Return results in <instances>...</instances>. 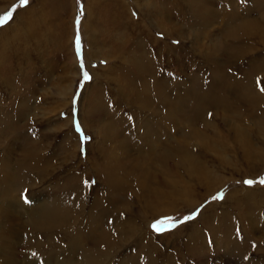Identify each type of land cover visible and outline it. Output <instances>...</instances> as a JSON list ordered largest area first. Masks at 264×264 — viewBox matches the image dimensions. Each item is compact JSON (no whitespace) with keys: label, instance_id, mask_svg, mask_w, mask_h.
Wrapping results in <instances>:
<instances>
[{"label":"rangeland","instance_id":"1","mask_svg":"<svg viewBox=\"0 0 264 264\" xmlns=\"http://www.w3.org/2000/svg\"><path fill=\"white\" fill-rule=\"evenodd\" d=\"M91 2L0 0V264H264V34L243 41L248 54L219 68L217 76L214 65L230 58L211 55L224 52L223 28L233 11L261 18L253 0H209L214 17L205 24L189 0ZM146 12L171 36L156 27L145 32ZM91 34L107 44L90 49ZM139 44L179 106L174 118L180 125L172 119L164 124L174 137L169 152L149 162L153 140L143 132L151 112L132 101L141 83L131 88L121 75L131 66L128 52L136 53ZM238 85H251V108L239 103L244 92L230 96ZM93 93L102 115L96 124L87 120L86 129L80 111ZM190 95L205 108L197 131L178 118L193 121ZM226 95L230 106L211 108L214 98ZM123 141L131 147L122 148ZM10 184L13 192H7ZM64 205L76 223L44 233L47 212ZM42 216L43 225L32 224ZM24 225L29 243L24 231L19 236ZM66 231L79 234L76 248L68 245Z\"/></svg>","mask_w":264,"mask_h":264},{"label":"bare ground","instance_id":"2","mask_svg":"<svg viewBox=\"0 0 264 264\" xmlns=\"http://www.w3.org/2000/svg\"><path fill=\"white\" fill-rule=\"evenodd\" d=\"M91 1H92L91 4H92L93 7L95 5H97V2L95 3L96 0H91ZM189 2L192 3L191 5L193 6L194 10H196V12L198 14L197 15L198 19L203 21L204 24L205 23H209V21L212 19V17H214V12L212 11V9L209 6V0H189ZM253 2H254V5H255V10L257 9L258 12H259L258 13V17L261 16V18L259 17L260 19L258 18L259 20H257V19L256 20H252V19L249 20L250 11L248 10L249 13H247L246 15H239V14H236V12L234 13V11H233L231 14L234 15L233 16L234 18L230 16L231 19H227L228 22H231L230 24L228 22H227L228 23L227 24L226 22L222 21V24L220 26H222L224 23H226V24H224V28H223L225 30L224 33L226 35H222V34H219V35H222V37L225 36L224 37V42H223L224 52L218 51V52H214L211 55L214 56V55L217 54L220 59H221L222 56L224 58L225 57L224 55H226V56H229L230 59H229V61H227L226 64H224V66L220 65L219 63H218L219 65H218L216 63L215 64L216 66L214 65V67L212 68L213 76H217L221 72V69H219V68L223 69L224 67L227 66V64H230L231 61H235L238 58H242L246 54H248L250 46L243 47V44H244L243 41L251 39V37H253L252 34H254V33L256 34V36L257 35L260 36V37L263 36V34H264V0H253ZM213 4H215V3H213ZM211 5H212V3H211ZM159 10H162V9H159ZM146 14H148V12H146ZM149 14L146 16V19L149 20L148 22L150 23V26L145 27L146 29L144 28L143 30L145 32L146 31L150 32V30H152V28L156 27L157 29L160 30V32L162 31V33L164 34L165 37H170L171 35L169 33V30L164 28L163 26H161L159 23H156V22L152 21ZM152 14H151V16H152ZM143 15H144V13H143ZM161 15H163V14H161ZM164 15L168 19H171L169 11L166 10L164 12ZM95 16L96 15L91 16V13H90L89 19L91 21L93 19V21H94L95 18H96ZM159 21H161V20H159ZM33 25H35V24L34 23H32V24L30 23L29 24V26H33ZM240 32L244 36L247 37V38H245V40L240 39V35H239ZM92 36L93 35L91 34L90 37H89V40H88V47L90 49H94V48L100 49L101 46L104 47L105 44H107V42L105 40L100 38V35L98 36V38H92ZM109 37L112 38V36H109ZM114 40L117 41V38L114 37L113 41ZM140 41L142 42V39H140ZM152 42L153 43H157V44L160 43V42H157L155 40L153 41V39H152ZM109 43L111 44V41H109ZM142 49H145L144 46L142 44L141 45L139 44L138 47H137V50L135 49V51H134L136 53H133L132 51L128 52L129 55H131V57H127L126 60H127V64L131 65V66L126 71H124V69H122V74L121 75L124 76L123 78H124L125 83H129V86L131 88H134V89L138 90V86H137L136 83H141V88H142L141 94L142 95L140 93L139 94H135L134 95L135 96L134 100L132 99L133 95L130 96V98L132 99V101L136 102L138 109L140 108L142 110V109L147 108L151 112L149 115L146 114L147 116H150L149 120H151V121L148 120L149 124L147 125L146 128H144V132L145 133L142 131L144 136H145V138L149 137V138H151L153 140V141H150L149 145H148L149 146L150 155H149V159L146 162H149V161H152L150 159V156L152 158H156L157 156H162V155H165V154H167L169 152V150L171 148V145H172V139L174 137H173V135H171V131H169V128L167 126H165L164 124H167L168 123L167 121H170V119H172L173 122L176 123L175 125H180L179 122L176 121L175 118H174L175 110L179 106H178V104L174 103V97L172 96V88H171V86L166 81V79L163 78L164 81H161V80H159V78H157L159 75L156 76V74H157L156 70L152 69L154 67V63L150 61L151 64L149 65V62L144 57L145 55H143L142 52H141ZM111 52H113L112 49L110 50V53H108V54L109 55L112 54ZM144 52H147V51H144ZM3 55H4V50L1 49L0 57L1 56L4 57ZM103 55H107V51H105L103 53ZM207 57L211 58L210 55H208ZM248 57L252 59V56H248ZM226 60H228V59H226ZM132 68H133V71L136 72L135 73L136 74L135 77H132V75H133V73L131 72ZM5 79H6V77H5ZM147 79L148 80H154V82L144 83V82H146ZM251 85H249V86L247 85L246 87H240L241 89L238 88L239 85L236 88H234V86H233V88L230 90V96L233 95V98H235L237 94H241V93L244 92V94H243L244 98L239 102L241 104V107L243 106V107H250L251 108V106H252V98H251V94H250L251 93V91H250L251 90ZM215 86L216 85L213 84V89H215ZM70 90H71V87L69 89V86H67L66 89H63L65 94H68L70 92ZM226 91L227 90L224 89L223 96L225 95ZM129 92L131 93L132 91L129 90ZM117 93H119V92L117 91ZM191 93L194 94V89H192L190 91V94ZM223 96H222V98H219V97L214 98L215 99L214 102L217 105L214 106L215 105L214 104L213 106H211V108H215L216 109L218 107V105H220V104L223 105L222 107L230 106L227 103V101L231 97H229V95H226L225 97H223ZM83 97H85V94H84ZM175 97L178 98L179 95H176ZM89 100H90V103L87 106H85V108H83L82 111H80V118H79L80 122H81V125H83L84 128H86V129L88 128L87 127V120H89V122L95 123V122L99 121V118L102 115V111L97 109L98 108L97 106L99 105V103H98V101L95 100V94L94 93L91 95ZM206 100L207 99H204L203 101H206ZM188 102L190 104L189 105L190 109H188V110L193 115L192 116L193 121L189 122V120L186 117H178V118H183L184 119V123L185 122L189 123V125L192 123L189 127H191V129H193L194 131H197L198 128L195 125L197 124L198 121L199 122H204L203 117L205 116V113H204L203 110L205 108L199 107L200 105L198 104V98H196L195 96H191L190 95V101H188ZM180 105H181V107H180L181 109L185 107V104H183V102H181V101H180ZM221 105H220V107H221ZM164 109H165V111H164L165 112V115H164L165 117H163V115L160 114V113H163ZM138 112H140V111H138ZM21 115H23V113ZM234 115H235V113H233L232 116H234ZM182 126H184V125H182ZM112 137H113L112 135L108 136V138H112ZM164 137H165L166 140H165L164 143H162L161 139H163ZM159 138H160V140H159ZM156 142H160L158 147L155 146ZM121 147L124 148L125 150H127V149H129L131 147V144L129 143L128 145H126L125 141H123L121 143ZM121 147L118 146L119 149H121ZM156 148H158L160 151L163 150V152H162L163 154L157 153ZM102 152H103V150H102ZM102 152L98 151L97 152V156L101 157V153ZM140 152H142V151L138 150V153H139L138 154V158L140 157ZM102 157H104V156H102ZM23 163H24V165H27L26 162H23ZM102 165H103V163L100 164V168L101 169H103ZM22 171H23L22 169H19V174L21 175V177H22V179L24 181L25 177H24V174L22 173ZM104 172H107L106 173V177H107V181L108 182L112 183L113 181H115L114 177L111 175V171L104 170ZM13 179H16V175L12 176V180ZM13 187L15 188V185L14 184H10L9 188L7 189V192H10V191L13 192V190H14ZM67 203H65V204H67ZM64 206H66V207H62L59 211L52 210L50 212H47V213L50 214V216H49V219H48V227H45V232L44 233H46L47 231H50L51 229H56L55 232L57 230L60 231V230H62V228L64 229L65 226L72 225V224L76 223V219L74 220V222H72L71 218H70L71 214L73 212L71 206L70 207L68 205H64ZM245 221H246V217H245ZM12 223H13V221L10 223V225H12ZM33 223L37 224V226H39V227L41 225H43V216L41 218H39V219L34 220L32 222V224ZM23 224H25V223H23ZM22 225H20V226H22ZM60 225H62V228H58V227H61ZM27 226H29V225H24V227H20L21 230L19 231V236L21 235V231H24V234H25V236H26V238L28 240V243H29L31 241V238L28 237L29 234H30V229H27ZM9 228H10V226H9ZM34 229L41 230L42 228H34ZM61 233H62V231H61ZM64 234L66 236L67 235H71V233L68 232V231L64 232ZM74 237H76L75 240H74ZM78 239H79V234L77 236H75V234L71 235V239H70V242H69L68 245L74 246L76 248L77 247L76 243H77ZM87 252L88 251L85 250L83 252V254H84L85 258L87 260H89L91 252L90 251L88 252V254L90 253V255H88ZM88 262L89 261H87V264H88ZM34 263H28V264H34ZM91 263L95 264V262H91ZM23 264H26V263H23ZM52 264H58V262L55 261Z\"/></svg>","mask_w":264,"mask_h":264},{"label":"snow or ice","instance_id":"3","mask_svg":"<svg viewBox=\"0 0 264 264\" xmlns=\"http://www.w3.org/2000/svg\"><path fill=\"white\" fill-rule=\"evenodd\" d=\"M29 2V0H27V3ZM26 3V4H27ZM0 25H3V24H0ZM75 43H76V49H77V54L79 55V52H80V45H81V39H80V37H79V35H77V38H76V41H75ZM80 67H81V70L83 71V69H84V64H83V62H81V65H80ZM91 77H90V75H89V73L87 72V71H83V79L85 80V81H87V80H89ZM76 127H77V130H79V125H76ZM261 184H264V178H261V180L259 181ZM245 183L246 184H248V185H252L253 184V181L252 180H246L245 181ZM25 202L26 203H30V201H28L26 198H25ZM153 227L154 228H156L155 227V225H153ZM157 230V229H156ZM158 231V230H157Z\"/></svg>","mask_w":264,"mask_h":264}]
</instances>
